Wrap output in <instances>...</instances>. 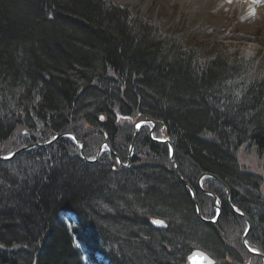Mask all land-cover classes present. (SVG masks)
<instances>
[{"label":"trees","instance_id":"1","mask_svg":"<svg viewBox=\"0 0 264 264\" xmlns=\"http://www.w3.org/2000/svg\"><path fill=\"white\" fill-rule=\"evenodd\" d=\"M141 119L164 129L196 190L202 172L228 185L252 223L248 244L264 254V181L236 159L242 145L253 146L264 177V61L218 49L195 53L111 0H0V143L18 131L23 143L16 148L66 132L87 141V125L125 157ZM142 138L154 158L130 169L113 170L110 153L85 163L69 137L0 162V264H92L87 253L97 252L110 264H188L197 247L218 264H246L220 232L223 221L245 223L220 185L210 179L222 214L216 224L204 223L187 187L163 163L168 146L148 133ZM62 214L74 216L73 227ZM155 217L167 228H153Z\"/></svg>","mask_w":264,"mask_h":264},{"label":"rangeland","instance_id":"2","mask_svg":"<svg viewBox=\"0 0 264 264\" xmlns=\"http://www.w3.org/2000/svg\"><path fill=\"white\" fill-rule=\"evenodd\" d=\"M111 1L122 8L127 7L128 9H130L133 17H137V16L141 17L146 21L150 22L152 25H156L162 30V34L165 37L167 36L169 37L172 35L173 37L175 36L178 39H180V41L182 40L184 42V47L189 48L190 50L193 49L195 53L202 52L206 56L210 52H213L218 49L230 55L235 54L236 56L244 58L245 60L257 59L264 61V20H260V22L257 20V18L259 17L258 12H256L255 15H253L254 20H256L254 21L255 23L249 24L248 21L239 19L238 10H234V12H232L230 15H228L225 18L221 14L219 8H218V13L216 11H213L215 7H213L212 5H210L211 7L209 6L210 7L209 11L213 12L215 15H211L203 18V16L200 13L194 15L188 13L189 9L185 8V10H182L180 0H140V2L135 6L131 4H126L125 6H121L118 0H111ZM227 1L229 2V0ZM246 1L254 2L257 4V6H261L262 4H264V0H246ZM197 2H198L197 0H191L187 3V6L191 7ZM231 2L233 1L231 0L230 3ZM145 3H147V5H145ZM145 7L146 10L144 11ZM203 7L207 8V5H203ZM149 127L150 126H148V131L142 130L143 131L142 132L140 130L139 136L137 138V142L134 145V151L132 155V157H137L138 160H136L135 163L132 162L133 165L132 167L138 165L140 166L142 164H147V162L152 161V159L154 158L149 154V152L147 151L146 147L142 142L143 139L142 137H144L146 133H149L150 135H152V137L156 139H164L167 136L166 132L162 129H159L158 127H156L154 131H152L151 133L149 131L150 130ZM90 129H91L90 126L84 125V130H86L84 134L90 133L89 136H91L88 137L89 139H87V141L89 144L86 145L88 147V151L89 152L92 151L91 153L93 158L97 154L96 153L97 148L99 145V141L101 140L95 135V133L91 132ZM69 138H71L73 142H75L73 137L69 136ZM107 142L111 147H113L109 141ZM21 143H23V141L20 138V134L18 131L14 133L13 136L8 141L0 143V156L6 157L11 155L15 150L20 148V147L18 148L16 147ZM130 144L131 142L129 143V147ZM46 147L41 146V148H46ZM128 152L126 153L127 155ZM108 153H109L108 150L103 152L101 155L102 156L101 159L108 158L109 157ZM236 159L238 161L240 170H242L243 172H248L260 176L264 181L263 157L258 154V152L253 146L249 144L242 145L236 152ZM158 161L160 160L157 158L156 162ZM161 161L160 164H162ZM163 163H165L169 167V164H167L165 160L163 161ZM13 174L16 175L15 171L13 172ZM201 184L202 187L208 189V191L210 190L211 192H217L219 190L218 186L214 185L211 182L210 178H204ZM158 189H160L159 191L161 193H165L162 186H158ZM260 191L264 197V182H262ZM199 192H200L199 198L201 199V202H203L202 204L203 206L200 203L203 217L205 219H209L216 214L217 209L216 207L213 206L212 204L213 201L210 198V196L206 195L205 193L203 194V192L201 191ZM156 193L158 194L157 191H154L153 195L154 194L156 195ZM174 196H176L177 198L179 197L177 196V194ZM164 200H165L164 204H166L167 206L169 205L168 203L172 204L171 201H169V199L168 200L164 199ZM176 204L179 205L176 207L178 209L184 207L182 206L184 205V202H177ZM156 209L161 210L162 212H168L167 210H165L166 208L162 209L161 207H159ZM182 214H184V211L182 212ZM139 216L142 219V215ZM73 218L74 216H71L69 214L66 216L62 214V220L65 222V224L68 227H73V224L75 222ZM178 220L176 218L175 223L179 225L183 223L182 220L180 222ZM164 229L166 228H161V230ZM220 229H222L221 233L225 239V242L230 247H232L241 254L246 264H264L260 259L254 257L251 254H248L243 249L241 238L243 234H245V232L247 231V224L242 222L234 223L232 221H225V222L223 221ZM249 233L247 234L246 239L248 238ZM193 236L194 235L191 234L192 238ZM136 247L137 246L133 245L128 247L127 249L133 252L135 251ZM198 248L200 247L194 249H198Z\"/></svg>","mask_w":264,"mask_h":264},{"label":"water","instance_id":"3","mask_svg":"<svg viewBox=\"0 0 264 264\" xmlns=\"http://www.w3.org/2000/svg\"><path fill=\"white\" fill-rule=\"evenodd\" d=\"M143 122H148V123H151L153 126L151 128V133L153 131V129L156 127V122L153 121V120H140V121H136L134 122L133 124V129H134V137H133V140L131 141V144H130V149H129V155H128V164L127 166L129 167L131 165V157L133 155V151H134V145H135V141H136V138L138 137V134H139V129L142 125ZM73 137V139L75 140V143L77 144V146L79 147L80 149V153H81V157L84 161L86 162H89V163H93V162H97V160L99 159V157L102 155V153L106 150L110 151L112 154H114L118 159H119V156L111 149L110 145L107 143V142H103L99 149H98V153L96 155V158L95 160L93 161H89L86 159L85 157V153H84V148H83V145H82V141L76 137V135L74 133H70V132H66V133H60V134H57L55 135L51 140L45 142V143H35V144H30V145H26L24 147H21L17 150H15L11 155L9 156H6V157H2L0 156V162H9V161H12L16 156H18L19 154H21L22 152H24L25 150L27 149H30L32 147H37V146H50L51 144H54L58 139H60L61 137ZM155 140L156 142H160V143H167L170 147V151H171V162L174 166V170L177 174V177L180 179V181L182 183H184L191 191L192 193V198L195 202V205H196V210H197V215L199 217V219L203 222H206V223H214L220 212H221V208L219 207L218 205V197L217 195H215L214 193L212 192H209L207 190H204L201 186V179L204 177V176H210L212 177L213 179H215L226 191V195H227V202L230 206V208L236 213L238 214L239 216H241L243 219H245V221L247 222L248 224V229L246 231V233L242 236V244L243 246L245 247V249L251 253L252 255H255V256H259L261 258H263L264 260V254L262 252H259V251H254L252 249H250L248 247V245L246 244V236L247 234L249 233L250 229H251V222L247 219V217L242 213V212H239L235 207L234 205L231 203V200H230V197H231V192H230V189L229 187L226 185V183H224L219 177H217L216 175H213V174H210V173H202L200 175V177L198 178V186L200 189H202L205 193L207 194H210L211 196H213V199H214V205L218 208V215H217V218L215 219H211V220H207V219H204L201 215V212H200V205L197 201V198H196V194H195V191H194V188L187 182L183 179V177L180 175V172H179V169H178V166H177V163L175 162L174 160V147L170 141L169 138H165L164 140H158V139H153ZM120 161V159H119ZM120 166L123 167L124 165L122 164V162L120 161ZM155 221H162V220H155ZM163 222V221H162ZM152 226H154L155 228H162V227H165L164 225V222L162 224H157V223H154L152 222ZM188 262L189 264H215V262L213 261V259L204 251L202 250H194L192 251L188 257Z\"/></svg>","mask_w":264,"mask_h":264},{"label":"bare ground","instance_id":"4","mask_svg":"<svg viewBox=\"0 0 264 264\" xmlns=\"http://www.w3.org/2000/svg\"><path fill=\"white\" fill-rule=\"evenodd\" d=\"M189 1H191V0H180V4H181V8H182V10H185V8L186 9H189V14L191 13V14H194V15H197L198 13H200L202 16H203V18L204 17H207V16H211V15H215L213 12H211V11H209V8L211 7L210 5H212L213 7H215L214 9H213V11H216L217 13H218V8H219V10L221 11V14L223 15V17H227L228 15H230L232 12H234V10H238V15H239V19H242V20H246V21H248V23L249 24H253V23H255L254 21H256V20H254V16L253 15H255V13L256 12H258L259 13V17L257 18V20L260 22V20H264V4H262L261 6H257V4L256 3H254V2H251V1H246V0H232L233 2H228L227 0H197L198 2L196 3V4H194L193 6H187V3L189 2ZM231 1V0H230ZM118 2H119V4L121 5V6H125L126 4H131V5H133V6H135V5H137L139 2H140V0H118ZM116 5V4H115ZM145 5H147V3H145ZM203 5H207V8L206 7H203ZM116 6H118V5H116ZM210 6V7H209ZM118 7H120V6H118ZM120 8H122V7H120ZM124 8H127V7H124ZM128 9V8H127ZM146 10V7L144 8V11ZM254 13V14H253ZM218 15V14H217ZM222 18V17H221ZM239 58H241V57H239ZM242 59H244V58H242ZM245 60V59H244ZM245 61H251V60H245ZM101 118H103L102 116H101ZM141 130V129H140ZM140 130H139V133H140ZM70 133H73V132H70ZM101 134V133H100ZM138 136H139V134H138ZM133 137H134V129H133V136H132V138H131V141L133 140ZM138 138V137H137ZM137 138H136V141H135V143L137 142ZM82 141V145H83V148H84V153H85V157H86V159L87 160H89V161H93V160H95V158H96V155H95V157H93L92 158V151L90 152V154L91 155H86L87 153H86V148H85V146H86V144L88 145L89 143H88V141H84V140H81ZM103 142H107L106 140H104V141H100L99 142V145H98V148H97V152L96 153H98V149H99V147H100V145L103 143ZM35 142H33V143H29V144H27V145H30V144H34ZM108 143V142H107ZM76 144V143H75ZM85 144V145H84ZM76 146H77V144H76ZM111 147V146H110ZM37 148H41V146H38ZM37 148H34V147H32V148H30V149H27V150H25L24 152H27L28 150H34V149H37ZM77 148L79 149V147L77 146ZM111 149L119 156V159H120V161L122 162V164L124 165L123 167H121L120 166V161H119V159L114 155V154H112L110 151H108L111 155H112V157L114 158V163H113V165H114V167H113V170H116V168H119V169H130V168H132V159H131V165L128 167L127 166V164H128V156H125V157H122L121 156V153L119 154V151H117L116 149H114L113 147H111ZM129 149H130V147H129ZM129 149H128V151H129ZM79 152H80V149H79ZM105 152V151H104ZM129 153V152H128ZM80 157H81V153H80ZM101 157L102 156H100L99 157V159L97 160V162H93V163H89V162H86V161H84L83 159H82V157H81V159L85 162V163H87V164H91V165H94V164H97V163H99L100 162V160H101ZM174 160H175V153H174ZM165 161L167 162V164H171V167H172V170L175 172V170H174V166H173V164H172V162H171V156L168 154V156H167V158H165ZM175 162L177 163V161L175 160ZM177 166H178V169H179V165H178V163H177ZM179 172H180V169H179ZM175 174H176V172H175ZM180 175L182 176V174H181V172H180ZM176 176H177V174H176ZM183 177V176H182ZM178 178V177H177ZM179 179V178H178ZM183 179L185 180V181H187L191 186H192V184L188 181V180H186L184 177H183ZM180 180V179H179ZM227 185V184H226ZM186 186V185H185ZM228 186V185H227ZM187 187V186H186ZM188 188V187H187ZM188 190L190 191V189L188 188ZM190 193H191V191H190ZM242 212V211H241ZM243 213V212H242ZM244 214V213H243ZM245 215V214H244ZM246 216V215H245ZM247 217V216H246ZM240 218H242L241 216H240ZM74 219V218H73ZM247 219H248V217H247ZM155 221V220H162L163 222H165V220L164 219H162V218H158V217H155V218H151L150 219V221ZM242 220L243 221H245V219H243L242 218ZM249 220V219H248ZM74 221H75V219H74ZM148 221V220H147ZM250 221V220H249ZM251 222V221H250ZM150 223V222H149ZM166 223V222H165ZM151 225V224H150ZM222 231V229H220V232ZM221 235H222V233H221ZM198 249H200V248H198ZM194 250V249H193ZM254 251H256V250H254ZM190 254V251L188 252V254H187V256ZM254 256V255H253ZM100 257V253L99 252H97V253H95L93 256L91 255V254H87V256H86V260L85 261H88V262H90L91 260L92 261H98V258ZM88 258V259H87ZM212 259H213V261L215 262V264H218V261L214 258V257H212ZM90 262V263H92V264H98V263H95V262ZM186 261H187V263L189 264V262H188V259H186Z\"/></svg>","mask_w":264,"mask_h":264},{"label":"snow or ice","instance_id":"5","mask_svg":"<svg viewBox=\"0 0 264 264\" xmlns=\"http://www.w3.org/2000/svg\"><path fill=\"white\" fill-rule=\"evenodd\" d=\"M230 2V0H229ZM254 14V13H253ZM154 223H157V224H162L163 222L162 221H153Z\"/></svg>","mask_w":264,"mask_h":264}]
</instances>
